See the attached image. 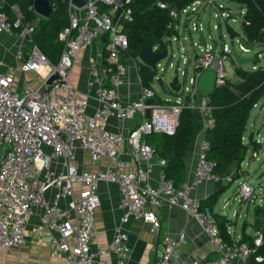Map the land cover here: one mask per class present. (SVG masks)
I'll return each instance as SVG.
<instances>
[{"label":"built area","instance_id":"2783aa9c","mask_svg":"<svg viewBox=\"0 0 264 264\" xmlns=\"http://www.w3.org/2000/svg\"><path fill=\"white\" fill-rule=\"evenodd\" d=\"M130 1L88 0L83 8L75 7L83 11L82 16L73 12L70 1L71 21L60 34L65 45L58 63H52L35 43L25 58L26 43L34 31V22L14 31L13 26L23 25L24 15L19 6H12L17 16L15 22L0 12V34L9 32L19 36L14 53L18 63L10 66L0 56V248L11 250L22 246L30 221L40 209L41 224L35 234L38 240L45 237L64 253L60 264H94L97 256L109 252L116 256L111 264H127L129 236L123 224L135 217L149 223L155 233L162 236V254L154 264H171L174 251L187 242V237L185 233L162 232V221L154 207L167 203L189 213L219 253L211 258L208 252H201L194 264H249L250 261L264 264V229L255 232L252 243L241 238L229 242L222 236L212 210L203 208L201 199L192 194L205 181L232 180L214 173V164L207 153L208 143L202 142L196 168L188 181L177 185L173 178L164 174L155 186L151 183L154 150L145 140V136L152 133L175 134L187 99L189 107L212 114L208 91L200 90L198 81L205 70H214L216 85L224 84L227 79L223 60L228 55L233 60V51L212 37V26L211 32L207 30L210 20L207 24L194 21L191 26L189 21L196 15L199 17L202 8L210 6L220 11L216 17L226 18L225 21L229 18V22L235 20L234 9L218 0H194L182 6L156 1L159 8L169 11L171 18L166 24L169 32L162 38L164 43L155 44L153 51L166 49L167 54L162 58L166 59L173 41H178L182 51L188 53V58H184L187 67L192 60L194 63V74L188 82L182 83L177 74L180 83L177 92L169 86L171 80L167 82L164 76L158 78L165 89L175 92V98L156 101L158 92L154 81L153 87H144L141 83L136 98L125 97L120 91L126 83L129 61L134 62L139 74L137 60L127 55L129 38L123 32V21L132 20ZM183 16H186L185 21ZM221 24L218 28H222ZM205 29L208 37L203 33ZM187 32L201 33L200 37L203 35L206 39V45L200 37V43H194V46L203 47L195 52L194 58L183 47L188 39ZM238 37L240 48L247 52L242 45L243 34ZM92 45L97 46V55L91 60L89 93L82 95L71 75L81 62L82 50ZM218 47L222 59L216 58ZM159 61L156 62L157 71ZM169 67H173L172 64ZM19 72L24 74L25 80L18 89L15 84ZM30 72L41 78V83L34 88L30 86L32 77L27 75ZM53 74L59 77L48 84ZM182 74L188 77L187 70ZM200 91L204 94L199 96ZM92 98L96 105L91 112ZM113 119L123 123L134 121L135 124L123 126L126 132L124 129L115 131L109 128ZM86 154L89 163L85 162ZM102 161H107L106 166L95 169ZM166 161L161 160L162 164ZM102 181L119 184L120 207L124 214L109 248L100 247L94 251L92 242L97 235L96 212L101 205L99 184ZM255 195L253 185L240 184L242 200L254 201ZM55 233H58V239L54 237ZM0 264H3L1 258Z\"/></svg>","mask_w":264,"mask_h":264},{"label":"trees","instance_id":"16d2710c","mask_svg":"<svg viewBox=\"0 0 264 264\" xmlns=\"http://www.w3.org/2000/svg\"><path fill=\"white\" fill-rule=\"evenodd\" d=\"M156 1L131 0L128 3L132 8V20L123 21V32L129 38L127 55L134 59L139 56L142 46L149 37L164 38L169 32L166 28L171 18L169 11L159 8ZM164 1L182 6L194 0ZM234 1L246 8V12L241 17L245 42L255 46L261 54L264 53V0ZM50 2L55 10L48 19L34 11L30 0H0V12L6 13L9 21L15 22L17 16L12 6L17 4L24 15L23 25L13 26V30L18 31L24 25L34 22V31L27 42L30 45L37 44L52 63H58L65 45L60 34L71 21L70 0H50ZM101 9L103 10L104 7L101 6ZM137 66L142 86L153 87L155 71L144 63L137 62ZM236 70L239 81L227 79L214 91L208 92L214 124L206 129L205 141L209 145L207 153L214 164V173L220 176L227 174L233 164L243 162L249 150V144L244 141L248 119L254 106L264 97V64L257 66L256 69L236 67ZM171 92L175 93L172 90ZM155 100L161 101L159 96ZM195 117V110L188 106L187 99L175 134L152 133L145 136L154 154L167 159L165 175L173 178L177 184L184 174L186 149L195 131ZM173 152L175 156L170 160L169 157ZM222 190H218L207 199V205L211 209L215 208ZM217 217L222 236L231 241L226 227L227 219L223 214H217ZM262 227L264 228V225ZM262 251L264 252V247Z\"/></svg>","mask_w":264,"mask_h":264},{"label":"crops","instance_id":"0c3cea01","mask_svg":"<svg viewBox=\"0 0 264 264\" xmlns=\"http://www.w3.org/2000/svg\"><path fill=\"white\" fill-rule=\"evenodd\" d=\"M73 12H75L79 16L83 15L82 10H73ZM18 45L19 44L17 39L11 33L4 32L0 34V56L4 57L8 61V63H14V53L16 52ZM96 55V45H92L82 50L81 62L75 66L72 72L71 80L78 88L79 93L82 95H88L89 93L88 81L90 78V65L92 58ZM129 67L130 68L126 77V83L120 88V91L123 96L132 99L136 98L139 94V91L141 89V78L137 72V68L134 62L129 61ZM203 94L204 92H199L198 95L200 96ZM95 105L96 100L92 98V107L90 108L91 112L95 109ZM194 110L196 116L195 131L186 149L184 174L183 177L178 180L179 184L177 185L183 184L192 177L196 168L197 157L201 150L202 142L205 141V131L208 127H211L214 124V118L212 114L205 113L200 109ZM263 110L264 106L258 112V117H260ZM139 119L141 120V117ZM249 121L250 117L248 119L247 130L244 135L245 143L249 144V150L245 158L253 157V154L256 153L257 149L261 148L262 143L259 140L260 132L256 128V120L252 125L251 123L249 125ZM134 124V121H127L126 123H123L122 121L113 119L109 123V128L114 129L115 131H123L124 129V131L126 132L123 126L126 125L131 127ZM252 136L253 138H251ZM161 148H165V146H161ZM253 149H255L256 151L254 152ZM127 157L129 156L127 155ZM162 159L166 158L157 156L156 154H154V157L152 159L153 165L151 171V183L155 186L159 184L161 177L165 174L164 169L168 161H166L165 164H162ZM85 162L89 163L88 154L85 155ZM106 164L107 161H102L95 166V169H102L106 166ZM238 168L239 163L233 164L228 173L223 176H232L233 172L235 170H238ZM242 175L247 178L249 174L242 171ZM225 182H216L214 180L205 181L192 194L201 199L203 208H210L207 205V199L215 194L218 190H222L220 188V185L228 183ZM242 182L250 183L248 178L243 179ZM230 185L231 183H229V186ZM224 190L225 189L222 190L219 197L222 195ZM99 194L101 198V205L98 207L96 212L97 235L92 242V249L94 251H97L100 247H104L107 249L109 248L114 237L115 228L120 225L121 218L124 214L123 209H121L120 207L121 189L118 183L107 181L100 182ZM217 205L218 200L215 208L210 209L212 210L219 224L217 214L222 213L220 212ZM154 209L161 218L163 233H171L173 235L185 233L187 237V242L174 251L171 264H194V260L201 252H208L211 258H215L219 255V253L214 249V246L209 242V239L203 231L202 226L185 210L178 206H171L167 203H163L158 207H154ZM41 212L42 211L38 209L36 214L32 217L26 242L22 246L16 247L11 250H2L0 248V258L3 264L61 263V260L64 258V253L59 250L56 245H52L47 242V239L45 237H42L38 240L37 235L35 234L37 227L41 224ZM223 215L227 219L226 227L228 233L231 236V241L229 242H232V240H234V238H238V236L236 234L233 235L230 232L231 221L228 220L227 216L224 213ZM123 228L129 236V256L127 259V264H154L161 257L163 250L162 236H158L149 223L144 222L140 218L131 217L127 223L123 224ZM261 228L264 229L263 227ZM261 228L258 227L252 234H245L248 235V237L242 235L239 238L252 243L255 232ZM54 237L58 239V233H55ZM115 260L116 256L112 252H109L103 256H97L94 260V264H111L115 262ZM249 264L256 263L254 261H250Z\"/></svg>","mask_w":264,"mask_h":264},{"label":"rangeland","instance_id":"374dc122","mask_svg":"<svg viewBox=\"0 0 264 264\" xmlns=\"http://www.w3.org/2000/svg\"><path fill=\"white\" fill-rule=\"evenodd\" d=\"M218 3L224 4L226 7H230L234 9L233 16L235 17V20L230 19L229 24L231 27L234 28V30L239 33L240 35L243 34V26L241 22L242 12L246 11L245 7H241V5L234 3V2H228L227 0H218ZM74 10L76 8L74 7ZM220 11L217 8H202L201 13L199 17L197 15L193 17L189 24L190 26L194 21H202L207 24V22L211 21L212 26V37L214 39H217L218 43H225L228 45L230 50L237 51L241 53L243 56H256L257 60L255 62H249L245 63L243 66L244 69H252L254 66H259L264 64V53L261 54L260 50L255 48V51H243L240 48L239 40L240 38L237 37L235 39H232L230 35L227 33L226 25H225V19L226 18H218L216 17V13H219ZM183 20H186V16H183ZM222 23V28H218V24ZM217 26V27H216ZM205 37L209 36L208 31L205 29L204 32ZM201 33L197 32H187L186 35L188 36V39L185 41V45L183 46L185 49L188 50L189 56L194 58L195 52H198L203 47L194 46V43H200L199 37ZM17 40L18 37L16 33L12 34ZM209 44L211 45V39H209ZM17 47V46H16ZM172 48L170 49L169 56L166 59H161L160 66L158 67V71H155L154 75V86L158 92V96L162 98L163 100L171 99L173 100L175 98V95L170 91L164 88L159 81L158 78L161 76H164L166 78V81L169 82L175 74H180V81L182 83H186V80H188L193 76L194 74V63L193 60L190 65L185 64L184 58H188V53L183 52L180 48V44L178 41H173ZM31 49V45L29 42L26 43V49H25V58L27 56V52ZM15 52V51H14ZM230 53V52H229ZM174 54V55H173ZM183 55V56H182ZM222 52L221 48L218 47L216 50V58L222 59ZM23 57L19 60L22 61ZM138 63H143L139 56L135 58ZM18 61L14 60V63H9L11 66L12 64H17ZM22 64V63H20ZM170 64H172L173 67H169ZM223 64L225 67V75L226 79H230V81H239L240 78L237 74L236 67H238L237 63L230 58L228 55L226 59L223 60ZM191 66V67H190ZM165 69V71H163ZM187 70L188 71V77L186 78L182 72ZM28 76L32 77V81L30 83L31 88H34L38 86L41 83V78L39 75H37L34 72H30L27 74ZM25 77L24 74L19 72L16 76V84L15 88L22 87L24 83ZM202 92V91H200ZM264 102V97L254 106L252 109V113L250 116L249 125H251L255 122H257V130L260 132L259 140L261 143V148L253 149V151L256 153L253 154V157H246L242 163L239 164L238 170H235L231 175H228V177H231L232 180L229 181L227 184L220 185L221 189H225L222 193V195L218 199V208L220 212L225 214L228 218V220L231 221L230 224V232L233 235H237L238 238L245 234H252L255 229L258 227L261 228L264 225V110L262 111L260 117H258V112L262 109ZM250 129V128H249ZM253 152V153H254ZM237 169V168H236ZM243 172H247L248 180L251 185L255 188V199L254 201H248V200H242L240 196V183L243 181V179H247L245 176L242 175ZM236 175V176H233ZM243 178V179H242ZM229 183L231 185L229 186ZM219 188V189H220ZM225 205V206H224Z\"/></svg>","mask_w":264,"mask_h":264},{"label":"water","instance_id":"95a60500","mask_svg":"<svg viewBox=\"0 0 264 264\" xmlns=\"http://www.w3.org/2000/svg\"><path fill=\"white\" fill-rule=\"evenodd\" d=\"M71 4L76 8H83L88 0H70ZM30 3L32 5V8L34 11L40 15L43 18H50L51 15L54 12V7L51 4L50 0H30ZM229 19V18H228ZM228 19L225 21L227 32L229 33L231 38H235L238 36H241L239 33H237L233 27L228 22ZM207 30L211 32V25L210 22L207 24ZM201 41L203 45H206V39L201 35ZM164 41L160 37H149L147 39V42L142 46L141 51L139 53L140 60L152 68L153 70H156V62L164 58L167 54V50H163L161 52H155L153 51V46L155 44H163ZM217 41L214 40V45L217 46ZM243 47L247 49L248 51H255V46L243 41L242 42ZM233 60L237 63L238 67L243 66L245 63L249 62H255L257 60L256 56H243L239 52H233ZM59 76L57 74H53L47 81L48 84H51L53 80L57 79ZM216 79H217V73L214 70H205L203 74L200 76L198 81V87L202 91H208L212 92L217 87L216 85ZM169 86L171 89L175 92L180 90V83H179V77L177 74L174 75V77L169 82ZM175 156V152L171 154L169 157L170 160H172Z\"/></svg>","mask_w":264,"mask_h":264}]
</instances>
